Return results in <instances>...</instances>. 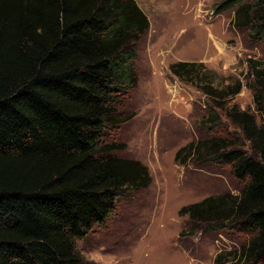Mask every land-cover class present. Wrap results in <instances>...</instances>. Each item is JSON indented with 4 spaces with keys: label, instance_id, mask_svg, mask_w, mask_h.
<instances>
[{
    "label": "trees",
    "instance_id": "trees-1",
    "mask_svg": "<svg viewBox=\"0 0 264 264\" xmlns=\"http://www.w3.org/2000/svg\"><path fill=\"white\" fill-rule=\"evenodd\" d=\"M237 14L264 41V0ZM149 28L135 0H0V264H85L77 242L107 225L120 197L152 183L145 165L105 143L119 99L137 87L138 43ZM170 71L220 110L242 90L240 82L216 87L202 63ZM226 115L253 154L236 136L192 142L175 161L228 166L243 188L181 212L201 227L245 234L238 262L264 264V124L236 106ZM210 116L217 128L218 114Z\"/></svg>",
    "mask_w": 264,
    "mask_h": 264
},
{
    "label": "rangeland",
    "instance_id": "rangeland-1",
    "mask_svg": "<svg viewBox=\"0 0 264 264\" xmlns=\"http://www.w3.org/2000/svg\"><path fill=\"white\" fill-rule=\"evenodd\" d=\"M135 1L150 28L138 43L137 87L119 99V122L108 129L105 143L116 147L114 156L145 165L152 183L120 197L107 225L78 241V251L85 264H216L221 254L224 264H240L235 255L247 243L245 234L201 227L181 211L208 197L238 195L243 183L228 166L195 159L177 164L175 158L192 142L236 136L253 154L226 111L236 106L264 124V41L237 14L255 0L235 6L228 0ZM179 62L202 63L217 76L211 79L216 87L240 82L242 90L221 101L224 110L214 108L206 95L171 73Z\"/></svg>",
    "mask_w": 264,
    "mask_h": 264
}]
</instances>
